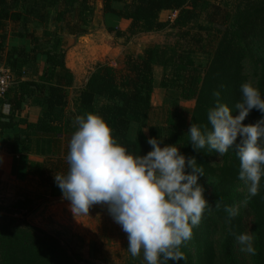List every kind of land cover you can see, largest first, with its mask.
Masks as SVG:
<instances>
[{"label":"trees","instance_id":"1","mask_svg":"<svg viewBox=\"0 0 264 264\" xmlns=\"http://www.w3.org/2000/svg\"><path fill=\"white\" fill-rule=\"evenodd\" d=\"M103 11L128 19L127 31L110 27L117 37L134 36L165 30H175L173 44H151L143 53L127 52L118 66L99 64L80 90L76 110L68 112V88L74 84V74L65 63L66 50L58 43L45 52L49 66L41 82L18 84L20 96L9 100L12 113L0 112V136L6 128L17 125L14 141H6L9 153H32L43 158L31 167L46 186L53 199L63 198L55 174H66L71 123L79 115L94 113L112 127L117 141L133 152L146 155L151 151L147 139L156 137L165 144H176L186 156H196L205 170L200 182L213 184L206 196L212 211L206 212L193 237L182 246L186 260L179 264H238V244L235 235L250 231L255 237L257 254L250 264H264V187L251 198L240 214L230 222L222 210L215 208L217 200L236 205L247 196L239 193V159L234 150L215 160L216 153L206 149L193 151L187 131L191 123L207 125V111L221 91V100L234 106L240 99V85L251 81L264 95V0H102ZM116 3H122L117 8ZM96 9V0H0V63L10 68L15 77L22 76L25 67L35 59L36 46L30 53L23 49H7L9 23L26 26L29 22L47 25L62 24L71 32L86 33ZM163 11L176 12L174 19L161 20ZM221 28L216 29V25ZM20 35H25L21 32ZM34 42V34H28ZM60 43V42H59ZM262 53L252 80L246 72V62L255 52ZM196 55L209 57L206 66L198 64ZM163 67L161 87L173 89L183 101H194L190 114L185 108L169 110L160 121L152 119L154 68ZM10 91V90H9ZM7 92L0 103L7 102ZM25 96L33 97L42 108L36 123L14 115L21 110ZM59 109V110H58ZM238 114V112L234 113ZM262 114L253 110L244 124H255ZM137 125L135 136L130 135ZM210 127V126H209ZM147 130V132H145ZM264 185V180H262ZM37 201L19 199L11 205L0 202V264H89L69 249L55 235L31 223L28 214ZM219 239L214 231L220 229ZM171 264V262H169Z\"/></svg>","mask_w":264,"mask_h":264},{"label":"clouds","instance_id":"2","mask_svg":"<svg viewBox=\"0 0 264 264\" xmlns=\"http://www.w3.org/2000/svg\"><path fill=\"white\" fill-rule=\"evenodd\" d=\"M239 91L234 106L223 103L221 91H215L207 125L191 123L187 131L193 151L206 149L223 157L232 149L239 159L238 179L247 196L236 205L215 202L229 222L264 187V95L251 81L241 83ZM254 109L262 118L245 125ZM74 124L68 171L54 176L73 215H88L92 206L103 205L127 235L132 257L142 253L145 264L186 260L182 246L192 239L205 213L213 210L199 183L205 170L196 156H186L176 144L156 137L147 139L151 151L146 155L133 152L117 141L110 124L98 114L79 115ZM235 240L241 252L257 254L251 232L236 234Z\"/></svg>","mask_w":264,"mask_h":264},{"label":"crops","instance_id":"3","mask_svg":"<svg viewBox=\"0 0 264 264\" xmlns=\"http://www.w3.org/2000/svg\"><path fill=\"white\" fill-rule=\"evenodd\" d=\"M212 1L220 2V0ZM115 6L122 8L123 4L116 3ZM173 14L170 11H163L160 16L161 20L174 19L176 13L174 16ZM130 24L131 21L128 19L121 18L115 14L105 13L103 11V1L96 0L93 20L88 26L83 27L87 29L86 33H92L97 37V45L93 49L77 54L74 52L73 47L76 44L78 36L84 33L77 34L76 32H71L66 27L62 28V24H57L54 21H51L47 25L32 21L26 24V26L10 22L7 28L8 39L6 45L8 50L19 48L30 53L36 46L38 48L35 59L27 64L22 76L15 77L14 85L7 95L8 101L0 103V112L5 115L12 113L9 100L20 96V92L18 91V84L20 82L32 81L42 84L41 77L44 74V69L49 66L45 52L50 50L56 43H58L59 50L62 48L66 50L65 63L75 77L74 84L68 88V103L66 107L67 111L72 113L76 110L80 90L84 87L89 76L99 64L118 66L124 54L127 53L126 48L133 41L140 39L145 43L143 44L146 48L151 44H164V41L161 40V35L169 32L175 33L176 35L177 32V30L168 27L159 32L141 34L127 39L126 37H117L114 32L109 31L110 27L127 31ZM21 32H24L25 35H20ZM28 34H34L36 37L34 42ZM116 45H122L124 48L120 49ZM143 50H138L135 54L143 53ZM111 56H115L118 59L112 61L113 63L107 62ZM0 66H5V63H0ZM157 66L154 68V79ZM155 82L156 79L154 85ZM155 91L156 86L154 93ZM41 116L42 108L34 102L33 97L25 96L21 110L14 115V123L19 122L20 119H26L29 122L36 123L40 120ZM76 130L77 128L74 122H72L71 133L69 134L70 139ZM18 132L19 128L16 125L4 129L2 136H0V202L4 205H11L17 200L24 198H30L34 201L44 200V203L47 201L49 204L59 202L53 206L57 207L58 211L53 212L51 205L46 215L52 212L55 215L61 212L64 213L63 215L70 223V229H72L71 234L63 238L59 235V232H53L51 234L58 237L65 246L69 245V251L71 253L81 255L89 264H127L125 257L126 251L128 250L127 235L119 228V225L115 224L105 206H100L98 210H95L98 212L91 210L93 209L91 208L88 215L75 217L70 211L69 201L63 198L53 199L49 189L41 184L40 178L32 170L31 165L33 162L43 160L41 156L32 153L17 152L13 154L8 152L6 141H14ZM136 132L137 125L132 124L130 135L135 136ZM64 206L65 208H63ZM101 215L105 216L107 223H100L103 219H101ZM101 235L104 237L102 238Z\"/></svg>","mask_w":264,"mask_h":264},{"label":"rangeland","instance_id":"4","mask_svg":"<svg viewBox=\"0 0 264 264\" xmlns=\"http://www.w3.org/2000/svg\"><path fill=\"white\" fill-rule=\"evenodd\" d=\"M216 1V0H215ZM217 30L218 28H221L220 25H216L215 26ZM177 39V36L175 35V33H166L165 35H161V40L164 41V44H173ZM144 42L139 40L133 41L132 44H130L129 47L126 48V52H130V53H136L138 52V50L142 51L143 49H145V46L143 44ZM118 46L120 49H123L124 47L122 45H116ZM144 51V50H143ZM115 55V54H114ZM262 56V53L260 52H255L254 55L249 58V60L246 62V72L250 75L252 80H255V78L253 77L254 75V71L258 69L259 64L261 63L260 61V57ZM109 60H107V62H112L114 60H117L118 58H116L115 56H111L108 58ZM196 61L198 64H201L203 67L206 66V64L209 61V57L205 56V55H196ZM113 63V62H112ZM162 67L161 66H157L156 67V72H155V86H156V91L154 93L153 96V103H154V108L152 111V119L156 120V121H160L162 120V118L164 117L165 113L169 110H174V111H179L181 108H185L187 113L190 114L191 110L194 107L195 102L194 101H183L180 100L178 98V94L173 90V89H165V88H161L160 87V82L162 80L163 77V71H162ZM221 157H218V154L216 153V157L215 160L219 161L221 160ZM206 189L205 192V196H208L213 188V184L210 181H203L200 182ZM239 193L240 194H247V189L246 187L243 185V183L240 185L239 188ZM243 200H238L237 204H240ZM57 203L59 202H52V203H48L47 201L44 203V200L41 201H37L36 205L37 207L35 208V210L33 212H31L30 214H28V220L39 226V227H45L43 229H47L46 231H48L49 233H53V232H59V235L63 238L66 236H69L71 234V226L68 220H66L65 216L63 215L64 213H60V214H53V212L58 211L57 207H53L54 205H57ZM63 203H65L63 201ZM5 205H10V204H5ZM52 205V213H47V211L49 210V207ZM100 206L103 205H94L92 206L91 210L95 211L98 210V208ZM65 208V206L63 207ZM243 211H245V207L243 205H241L240 207ZM63 210V209H62ZM98 212V211H95ZM102 221L100 222L101 224L103 223H107V219H105V216L101 215L100 216ZM112 223V221H110ZM116 224V223H115ZM119 228L121 229V227L119 226ZM220 229H217L214 231V236L215 239H219L220 236ZM250 232V231H249ZM101 237L103 238L104 236L101 235ZM68 239V238H67ZM66 247L69 249L70 246L66 245ZM126 257V263L127 264H145V261L143 259V254L141 253L140 256L138 257H132L131 254L129 253V251H126L125 254ZM238 264H250V255H247L243 252L240 251V247L238 245Z\"/></svg>","mask_w":264,"mask_h":264},{"label":"built area","instance_id":"5","mask_svg":"<svg viewBox=\"0 0 264 264\" xmlns=\"http://www.w3.org/2000/svg\"><path fill=\"white\" fill-rule=\"evenodd\" d=\"M176 13V12H175ZM173 14V16L175 15ZM15 82V75L6 66H0V98H4Z\"/></svg>","mask_w":264,"mask_h":264},{"label":"water","instance_id":"6","mask_svg":"<svg viewBox=\"0 0 264 264\" xmlns=\"http://www.w3.org/2000/svg\"><path fill=\"white\" fill-rule=\"evenodd\" d=\"M96 39L97 37L92 33H84L79 35L76 44L73 47L74 52L77 54H81L90 49H93L97 45Z\"/></svg>","mask_w":264,"mask_h":264}]
</instances>
